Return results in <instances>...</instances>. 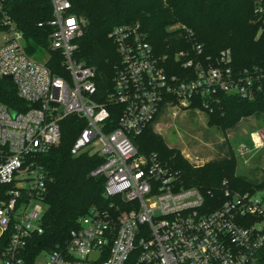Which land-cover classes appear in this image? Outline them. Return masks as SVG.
Returning a JSON list of instances; mask_svg holds the SVG:
<instances>
[{
    "label": "built area",
    "instance_id": "obj_1",
    "mask_svg": "<svg viewBox=\"0 0 264 264\" xmlns=\"http://www.w3.org/2000/svg\"><path fill=\"white\" fill-rule=\"evenodd\" d=\"M51 1L49 46L63 56L66 75L27 52L7 0H0V79L12 76L29 106L0 105V240L11 233L0 264H25L22 250L44 232L52 178L39 157L61 145L62 125L70 116L85 122L71 153L103 158L91 175L105 178L109 207H92L65 246L42 253L44 264H258L264 189L236 191L225 181L223 203L212 208L199 188L186 186L178 168L155 152L142 153L135 139L163 106L199 102L213 109L222 93L257 99L264 93V66L237 68L230 49L204 57V45L180 25L190 48L177 53L183 71L175 73L141 23L121 24L109 34L120 63L112 91L104 96L96 68L75 59L86 18L72 12L71 0ZM254 12L260 37L264 0H255Z\"/></svg>",
    "mask_w": 264,
    "mask_h": 264
},
{
    "label": "trees",
    "instance_id": "obj_2",
    "mask_svg": "<svg viewBox=\"0 0 264 264\" xmlns=\"http://www.w3.org/2000/svg\"><path fill=\"white\" fill-rule=\"evenodd\" d=\"M71 2L72 12L87 20L85 34L77 40L75 59L96 68V81L104 96L112 91L116 66L120 63L116 45L109 34L113 28L121 24L141 23L156 51L169 57L175 73L183 71L181 64L176 60V55L181 50H188L190 43L182 27L170 30L174 24L186 26L193 31L196 41L204 45V57L216 58L221 51L230 49L235 67L264 66V34L258 37L260 25L254 12L255 0H71ZM6 6L18 28L25 35L27 52L37 60L46 54L49 55L47 64L52 70L66 75L63 56L53 52L49 46V36L53 28L47 23L53 15L52 1L7 0ZM40 23L44 24L41 26ZM219 98V103L213 109L205 108L199 102L196 104L209 115L211 123L218 124L223 130L236 128L243 118L264 116V93L252 101L225 93L220 94ZM0 105L14 109L29 107L19 97L15 83L5 79H0ZM84 127L85 122L77 117L66 118L62 125L61 145L53 147L39 157L40 163L52 180L45 199L47 210L42 220L44 232L30 238L22 250L21 256L25 264H37L42 253L65 246L71 232L77 228L80 218L92 207H109V200L104 193L105 178L91 175V172L103 162V158L89 153L79 156L71 153L74 142ZM145 131L136 137V145L142 153H157L154 142L147 140ZM158 155L181 171L186 186L199 188L205 195L206 203L212 208L223 203L222 188L226 177L231 178L228 186L233 190L255 191L252 190L253 184L244 179L243 187L242 185L239 187L233 181L232 151L231 157L213 160L202 167H195L184 160L179 152L168 148L164 149L163 154ZM261 187L264 189V182ZM10 234H6L0 240V258L9 245ZM258 264H264V247L259 252Z\"/></svg>",
    "mask_w": 264,
    "mask_h": 264
},
{
    "label": "rangeland",
    "instance_id": "obj_3",
    "mask_svg": "<svg viewBox=\"0 0 264 264\" xmlns=\"http://www.w3.org/2000/svg\"><path fill=\"white\" fill-rule=\"evenodd\" d=\"M179 27L180 24H174L171 25L170 30H177ZM2 37L3 34L0 32V45ZM38 59L47 61L49 55L46 54ZM145 132H147V140L154 142L158 154H163L165 148L175 150L195 167L231 157L232 151L233 181L239 187L245 185L244 180L252 183L254 192L262 189L264 116L243 118L236 128L223 130L218 124L211 123L209 115L196 103L190 106L173 103L163 107L159 116ZM255 133L260 138L258 145L255 142ZM230 179L226 177L224 182L230 185ZM46 259V254L40 255L37 264H44Z\"/></svg>",
    "mask_w": 264,
    "mask_h": 264
},
{
    "label": "bare ground",
    "instance_id": "obj_4",
    "mask_svg": "<svg viewBox=\"0 0 264 264\" xmlns=\"http://www.w3.org/2000/svg\"><path fill=\"white\" fill-rule=\"evenodd\" d=\"M254 138H255V140H256L257 142L260 141L259 135H258L257 133L254 134Z\"/></svg>",
    "mask_w": 264,
    "mask_h": 264
},
{
    "label": "water",
    "instance_id": "obj_5",
    "mask_svg": "<svg viewBox=\"0 0 264 264\" xmlns=\"http://www.w3.org/2000/svg\"><path fill=\"white\" fill-rule=\"evenodd\" d=\"M4 79L7 80V81H12V76H6Z\"/></svg>",
    "mask_w": 264,
    "mask_h": 264
}]
</instances>
